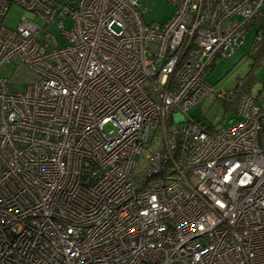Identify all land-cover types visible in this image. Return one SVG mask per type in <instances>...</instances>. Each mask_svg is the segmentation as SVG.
Returning a JSON list of instances; mask_svg holds the SVG:
<instances>
[{
  "label": "built area",
  "instance_id": "1",
  "mask_svg": "<svg viewBox=\"0 0 264 264\" xmlns=\"http://www.w3.org/2000/svg\"><path fill=\"white\" fill-rule=\"evenodd\" d=\"M164 1L148 24L138 0H0V67L26 82L0 78V264H264L261 106L189 117L264 0Z\"/></svg>",
  "mask_w": 264,
  "mask_h": 264
},
{
  "label": "rangeland",
  "instance_id": "2",
  "mask_svg": "<svg viewBox=\"0 0 264 264\" xmlns=\"http://www.w3.org/2000/svg\"><path fill=\"white\" fill-rule=\"evenodd\" d=\"M141 10H146L143 20L146 23H164L170 19L175 12L174 5L164 0H138ZM26 17V12L17 6L10 8L5 17L4 25L8 28H15L18 22ZM63 28L70 30L73 27V20L67 17L62 20ZM264 19L259 21V25L252 26L246 33L243 43L234 51L228 58H220L214 61V66L209 69L204 77L212 87V92L198 103L189 112V117L200 123L208 129H222L225 123L228 122L233 115L232 110L224 107L221 100L214 96L223 92H234L241 87L243 82L247 85L246 94L253 97L256 103L261 106L264 112V40L256 41V36L264 37ZM51 33L56 37L58 46L65 45L62 32L56 25L51 26ZM262 55L257 62L253 61L252 56ZM19 72L18 67L14 63L3 64L0 67V78L7 79L11 83V92L21 93L25 88V81L21 78H16ZM26 80V79H25ZM242 93V89H240ZM241 95V94H240ZM240 100V99H239ZM239 100H234L237 109ZM182 125H179V127ZM108 135L115 131L112 124L104 128ZM149 149H152L158 142L156 132L149 130Z\"/></svg>",
  "mask_w": 264,
  "mask_h": 264
},
{
  "label": "trees",
  "instance_id": "3",
  "mask_svg": "<svg viewBox=\"0 0 264 264\" xmlns=\"http://www.w3.org/2000/svg\"><path fill=\"white\" fill-rule=\"evenodd\" d=\"M262 19H264V6H263V15H262V18H261V20ZM260 21V20H259ZM259 21L256 23V25H259L258 23H259ZM262 25L260 26V28H263L264 27V24L263 23H261ZM263 40H264V37H263ZM261 57H262V55L260 54L259 56H252V58L254 59L253 61H255V62H257V60H259V59H261ZM214 66V63L211 65V68ZM210 68V69H211ZM240 84H241V82H239ZM239 84V85H240ZM247 85L243 82V85H242V87L240 88V89H242V93H240V94H245L246 92L245 91H247ZM237 91H239V89H237L236 91H234V92H237ZM239 94V93H238ZM223 102V104H224V107H226L228 110H231L230 108H232V110H233V108L235 107V105H236V103L234 102V100H232L231 102H227V101H225V100H223L222 101Z\"/></svg>",
  "mask_w": 264,
  "mask_h": 264
},
{
  "label": "bare ground",
  "instance_id": "4",
  "mask_svg": "<svg viewBox=\"0 0 264 264\" xmlns=\"http://www.w3.org/2000/svg\"><path fill=\"white\" fill-rule=\"evenodd\" d=\"M262 40H263V37H262ZM240 85H241V84H240ZM240 85H239V88H238V89H239V91H237V92H233V93H234V96H233V98H235V97H238V96L240 95V88H241V86H240ZM238 92H239V94H238ZM241 95H242V94H241ZM241 95H240V96H241ZM233 98H232V99H233ZM253 99H254V98H253ZM254 100H255V99H254ZM231 101H232V100H231Z\"/></svg>",
  "mask_w": 264,
  "mask_h": 264
},
{
  "label": "crops",
  "instance_id": "5",
  "mask_svg": "<svg viewBox=\"0 0 264 264\" xmlns=\"http://www.w3.org/2000/svg\"><path fill=\"white\" fill-rule=\"evenodd\" d=\"M239 93V92H238ZM243 95V94H242ZM239 100L240 99V95L238 96V97H235L233 100ZM236 106V105H235ZM231 110H232V108H230ZM233 115H234V113L236 112V110L233 108Z\"/></svg>",
  "mask_w": 264,
  "mask_h": 264
},
{
  "label": "clouds",
  "instance_id": "6",
  "mask_svg": "<svg viewBox=\"0 0 264 264\" xmlns=\"http://www.w3.org/2000/svg\"><path fill=\"white\" fill-rule=\"evenodd\" d=\"M255 26V25H254ZM262 37V36H261ZM246 94V93H245Z\"/></svg>",
  "mask_w": 264,
  "mask_h": 264
}]
</instances>
